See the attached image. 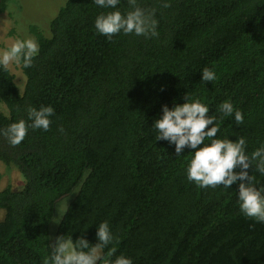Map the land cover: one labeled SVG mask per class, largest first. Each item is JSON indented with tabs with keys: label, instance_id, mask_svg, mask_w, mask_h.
<instances>
[{
	"label": "trees",
	"instance_id": "obj_1",
	"mask_svg": "<svg viewBox=\"0 0 264 264\" xmlns=\"http://www.w3.org/2000/svg\"><path fill=\"white\" fill-rule=\"evenodd\" d=\"M29 30L22 93L0 58V264H264V0H66Z\"/></svg>",
	"mask_w": 264,
	"mask_h": 264
},
{
	"label": "rangeland",
	"instance_id": "obj_2",
	"mask_svg": "<svg viewBox=\"0 0 264 264\" xmlns=\"http://www.w3.org/2000/svg\"><path fill=\"white\" fill-rule=\"evenodd\" d=\"M66 0H10L6 11L0 13V58L15 77V83L20 93L23 92L25 76L15 65V58L7 49L26 44L32 51L37 49L34 35L30 32L31 25L37 26L43 34L49 33V22L56 15L59 7ZM2 108L4 106L2 105ZM23 178L19 170L0 160V191L6 187L18 190L22 186ZM79 185L66 196L59 199L53 208V215L49 225L50 240L53 239L58 223L71 200L78 191ZM5 210L0 208V221L4 218ZM67 264H73L74 254L72 245L67 242L64 246ZM101 251L95 248L93 260L88 264H96Z\"/></svg>",
	"mask_w": 264,
	"mask_h": 264
}]
</instances>
